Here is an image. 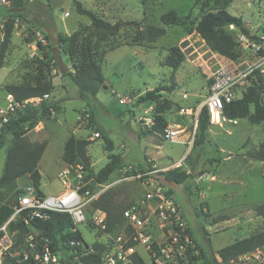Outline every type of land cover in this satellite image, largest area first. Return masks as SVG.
<instances>
[{
  "label": "rangeland",
  "instance_id": "1",
  "mask_svg": "<svg viewBox=\"0 0 264 264\" xmlns=\"http://www.w3.org/2000/svg\"><path fill=\"white\" fill-rule=\"evenodd\" d=\"M74 1L27 0L22 12L11 17L12 37L0 68V103L4 102L7 85L33 82L37 76L53 79L62 75L57 65H54L55 59H51L54 46L45 37L48 30L56 39L55 47L61 51L69 71H75L69 56L59 48L60 35H70L82 24H90L91 21L76 11ZM80 1L112 23L118 20H137L142 25H163L160 21L162 13L169 10L178 13L180 21L166 26V34L154 42L125 45L135 35V28L130 25H125L116 36L107 37L108 43L122 45L106 54L102 67L108 89L102 88L99 91L101 98H115L119 101L129 94L131 97L140 98L146 91L158 86L171 87L170 90L163 91L165 97L173 102V108L166 114L169 122L178 116L177 111L182 106L191 109L204 102L209 90L210 71L216 61H222L223 58L210 49L195 29L204 12L226 9L231 14L240 16L249 31H264V0H200L198 3L195 0ZM9 7L10 4H0V12L7 11ZM7 22L8 16L0 13V46ZM229 30L236 37L239 29L229 27ZM172 46H180L186 54L185 61L175 72L164 64ZM45 52L49 57L45 56ZM58 80L57 83L64 82L70 93L77 90L70 75H65L61 82ZM184 92L189 94L188 99L183 98ZM72 97L70 96L74 101ZM150 104L153 103L142 102L140 108L136 109V114L145 113ZM124 106L128 111L129 104ZM127 111L121 120L127 119L134 130H139L135 119ZM150 113L153 114L154 109ZM72 114V111L68 112L69 116ZM184 116L190 117L191 124L186 126V138L193 132L194 123L191 114ZM100 123L115 143L113 152L121 154L125 161L139 164L144 160L145 153L161 156L162 159L170 157L173 161L185 158V163L174 167L193 174L185 183L165 182L164 176L160 177L169 193L181 205L200 254L202 250L217 254L220 248L264 229V220L256 211V206L264 202V162L248 156V152L259 147L264 140V123L253 124L245 118L240 119L238 124L227 123L222 127L211 125L204 137L198 133L192 148L180 142L166 141L164 138L162 139L165 141L156 146L151 137L142 135L140 139H134L131 135L130 142L124 148L120 117L102 113ZM86 126L90 127V123ZM25 130V137L31 142L44 141V137L36 133L35 127L31 128L26 124ZM13 142V135L8 134L6 144L0 148V177L3 174L7 150ZM88 150L95 161V171L109 161L104 138H97ZM118 171L111 174V180L123 175ZM26 179L27 176L19 178L20 186H27ZM41 185L46 195L63 190L59 177L55 174H44ZM143 193L144 186L140 181H123L112 187L104 200L112 202L119 211H123ZM219 216H226L228 219L214 222ZM114 227L115 230L118 229V225ZM13 231L16 233L12 238L10 252L17 254L21 248L16 240L17 229ZM84 232L90 239L91 234ZM5 257L4 264H7ZM232 263L251 264L240 258Z\"/></svg>",
  "mask_w": 264,
  "mask_h": 264
},
{
  "label": "built area",
  "instance_id": "2",
  "mask_svg": "<svg viewBox=\"0 0 264 264\" xmlns=\"http://www.w3.org/2000/svg\"><path fill=\"white\" fill-rule=\"evenodd\" d=\"M1 5L10 4L8 0H0ZM229 27L238 29L234 24ZM238 59L222 58L216 61L209 75V90L204 102L195 108L181 107L180 115L191 114L193 132L184 140L185 126L168 124L163 137L169 142H180L193 147L199 115L203 107H207L212 125L238 124L239 119L228 118L224 114V106L241 98L248 86L264 83V31L248 33L238 30L236 33ZM51 94L17 100L11 92H6L4 102L0 103V135L5 125L19 112L28 106H36L48 100ZM188 99L189 94L183 93ZM123 104H134V97L127 95L121 98ZM264 102V95H263ZM191 111V112H189ZM145 113H149L146 110ZM89 109H83L79 120L88 124L91 120ZM147 126L154 124L153 118H142ZM93 137H101L95 131ZM230 154L227 155L229 157ZM185 158L172 164L169 168L181 166ZM122 176L116 180L101 182L96 179L90 169L81 162L67 164L59 172L58 177L63 190L56 194H38L32 186L19 197L14 212L0 226V264L10 252L15 231L10 224L23 221L31 225V220H45L53 212L68 213L73 220L71 233L79 236L69 238V249H57L48 238H40L35 228L24 237V246L20 261L30 264H203L193 231L186 215L161 180V171L156 165L144 170L132 165L120 169ZM138 180L144 186L143 195L123 210V224L118 229H108V213L96 203L117 183ZM32 227V226H31ZM85 227V228H83ZM91 234L87 238L85 232ZM103 246L98 249L97 246ZM98 255V258L95 257ZM88 258L89 262H84ZM238 258L251 264H264V247L245 253Z\"/></svg>",
  "mask_w": 264,
  "mask_h": 264
},
{
  "label": "trees",
  "instance_id": "3",
  "mask_svg": "<svg viewBox=\"0 0 264 264\" xmlns=\"http://www.w3.org/2000/svg\"><path fill=\"white\" fill-rule=\"evenodd\" d=\"M8 1L10 2L9 9L0 12L8 16L4 38L0 46V68L3 65L12 37L13 23L11 17L16 13L22 12L27 2V0ZM198 1L200 0H195V3H198ZM74 6L76 11L81 15L87 16L91 23L82 24L70 35H60L59 48L69 56L75 70L74 72L68 71L62 75H70L77 86L78 97L87 102L95 98L97 93L106 86L102 67L106 54L122 45L120 43H108L109 39L107 37L116 36L125 25H130L135 28V35L130 42H125L124 44L141 45L144 42L156 41L159 37L166 34V26L177 24L180 21L178 13L175 10H169L160 15V21L163 25H142L141 21L137 20H118L112 23L96 11L85 7L80 0H75ZM231 24H234L240 31L248 33L243 19L240 16L231 14L226 9L204 12L198 20L195 29L207 42L211 50L224 58L238 59L242 53L238 49L235 34L229 30ZM45 37L48 40L50 39L48 33ZM45 56L49 57V54L45 52ZM51 59H55L54 56H51ZM185 59L186 54L182 48L180 46H172L164 59V64L175 72ZM54 65H57L55 61ZM6 88L8 92L15 95L17 100H25L48 93L51 94L54 85L51 78L37 76L33 82L11 84L7 85ZM170 89L171 87L158 86L146 91L139 98L140 103L148 100L155 102L154 124L151 127L152 132L161 138H164V129L168 125L164 115L173 108L172 100L166 98L163 91ZM263 95L264 83L255 81L254 84L248 86L241 98L225 104V116L239 120L246 118L253 124L264 123ZM58 107L57 101L49 99L42 101L36 106H28L25 110L17 113L3 128L0 135V148L6 144L8 134L13 135L14 142L7 150L3 174L0 177V226L12 215L19 197L26 193L28 185L32 186L38 194H43L40 189L39 161L47 147V141L31 142L28 140L25 137V125L29 124L31 128H34L40 119L49 116ZM89 123L90 126L94 124L93 115ZM211 125L208 108L203 107L199 115L196 139L198 133L204 137ZM102 137L104 138L106 149L109 151V161L97 174L93 175L98 181L108 182L111 174L115 170L122 169L123 165L120 155L112 152L114 149L112 139L106 133H102ZM90 143L91 140L89 139L71 136L65 144L63 159L68 164L81 162L90 169V159L87 155V146ZM248 156L264 162V140L259 147L250 150ZM162 175L165 182L175 184L185 183L193 176L191 172L180 168L169 169L162 172ZM23 176H28L29 178V184L25 187L20 186L19 183V178ZM108 192L102 196L96 206L102 207L107 211L108 229L113 230L114 226L118 225L117 228H119L123 224V211H119L112 202L104 200ZM256 211L264 220V202L256 206ZM225 219H228V217L219 216L215 218L214 222ZM31 223L29 226L24 224L23 221L10 224L11 231L17 229L16 240L20 244L21 251L24 246L25 235L35 228L39 231L40 238H48L57 249H69L68 239L79 236V232H70L73 227V220L68 213L53 212L49 218L45 220L33 219ZM262 247H264V229L220 248L217 254L207 253L202 250L199 257L203 259V264H233L232 262L239 256ZM97 248L102 250L103 246L98 245ZM21 251L17 254L9 252L5 257V262L7 264H30V261H20L22 257ZM95 257L98 258V255H95ZM83 261L87 263L90 260L83 258Z\"/></svg>",
  "mask_w": 264,
  "mask_h": 264
},
{
  "label": "crops",
  "instance_id": "4",
  "mask_svg": "<svg viewBox=\"0 0 264 264\" xmlns=\"http://www.w3.org/2000/svg\"><path fill=\"white\" fill-rule=\"evenodd\" d=\"M63 79H65V76L63 75H57L52 79L54 89L51 92L49 100L57 101L59 106L58 109L53 110L49 116L40 119L35 126L36 133L39 136H43L44 140L47 141V147L39 161L41 184H42V177L44 174L47 175L55 174V176H58L62 168H64L68 164L63 159V153H64L65 144L71 136H75L76 138H86L91 140L92 143L97 139L93 137V133L95 131L100 132L101 137L99 138H103L102 133L108 134L105 131L106 129L100 123V114L102 113L110 115L111 117H118V118L120 117V127L122 129V134L124 138L122 147L124 148L126 147V144L130 142L131 135L134 136V139H140V135L144 137L149 136L151 137V140L155 143L156 146L161 145V143L165 141L161 137L156 135V133L152 132V127L147 126L145 121L142 120V118L145 117L153 118V114L150 113V111H153L155 107L154 101L148 100L153 104H150L149 108H146V110L149 111V113H146L147 115H145L144 112L141 115H137L136 109L140 108L142 104L139 102L138 96L134 97V104L139 103V105L134 106L133 109L128 108V111L127 109H124L125 107L124 104L120 102L121 98L119 99V101L116 100L115 98H111V99L101 98L99 92L97 93L95 98H92L89 102H87L78 97V89L75 90L73 93H70L69 88L64 84L63 81L61 82V80ZM57 80L60 81L61 83H57L56 82ZM105 83H106V78H105ZM103 88L108 89L107 85ZM70 96H73L72 98L74 99V101L71 100ZM130 105L131 104H129V106ZM83 109H89V111L93 115L94 124L90 127H87L86 126L87 124H84L79 120V115ZM179 110L177 111L178 116L175 119H173L171 122L167 120L168 124H181L186 128V126L191 125L189 122L190 117L188 118L187 116L180 115ZM69 111L73 112V114L70 116L68 115ZM126 111L131 113V115L133 116V118L135 119L136 123L139 126V130H134L129 124V121L127 119L121 120V117L126 113ZM166 114L167 112L164 115L165 118H166ZM136 133H139V135H137ZM186 138L184 136V140ZM91 143L87 146V155L89 156L90 159L89 168L93 174L95 173L97 174L99 170L98 171L94 170L95 161L93 160L92 154L88 150ZM114 144L115 143L113 142V145ZM114 149H115V145H114ZM105 150L108 156L109 151L106 149V145H105ZM119 155L121 157V162L123 167L125 165H132L137 169L144 170L149 166L156 165L159 169L164 170L160 172L161 175L162 172L169 170L170 169L169 167L172 164L179 161V160L173 161L170 159V157H167L168 159H162L161 156L145 153L144 160L141 163L135 165L134 163L125 161L122 158L121 154ZM26 180L28 181L27 182L28 185L29 178ZM19 183L21 182L19 181ZM40 189L43 192V194H46L45 191L42 189V185H40Z\"/></svg>",
  "mask_w": 264,
  "mask_h": 264
},
{
  "label": "water",
  "instance_id": "5",
  "mask_svg": "<svg viewBox=\"0 0 264 264\" xmlns=\"http://www.w3.org/2000/svg\"><path fill=\"white\" fill-rule=\"evenodd\" d=\"M48 32V36L52 42V45L54 46V49H53V56L55 58V62L57 64V67L58 69L60 70L61 74H65L66 72L69 71V68L65 62V60L63 59V56L61 54V51L55 47V43H56V39L54 38L53 34L50 32V30L47 31ZM136 105H139V103H136V104H131L129 106L130 109H133L134 106ZM202 174V173H201ZM200 174V175H201Z\"/></svg>",
  "mask_w": 264,
  "mask_h": 264
}]
</instances>
